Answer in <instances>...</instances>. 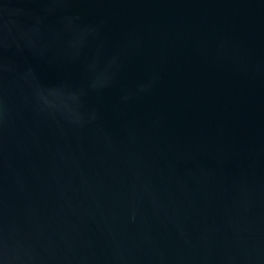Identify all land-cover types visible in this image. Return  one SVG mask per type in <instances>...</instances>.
Here are the masks:
<instances>
[{
  "label": "water",
  "instance_id": "water-1",
  "mask_svg": "<svg viewBox=\"0 0 264 264\" xmlns=\"http://www.w3.org/2000/svg\"><path fill=\"white\" fill-rule=\"evenodd\" d=\"M0 264H264V0H0Z\"/></svg>",
  "mask_w": 264,
  "mask_h": 264
}]
</instances>
